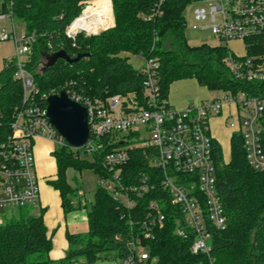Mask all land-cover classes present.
I'll return each instance as SVG.
<instances>
[{"label":"trees","instance_id":"obj_1","mask_svg":"<svg viewBox=\"0 0 264 264\" xmlns=\"http://www.w3.org/2000/svg\"><path fill=\"white\" fill-rule=\"evenodd\" d=\"M84 1L13 0L11 4L8 0H0V15L12 12L14 21L24 26L26 34L36 36L26 58V68L34 75L42 93H60L70 87L91 97L134 93L142 100L145 75L130 62V57L144 56L158 61L165 98H168L172 83L190 78L210 91L264 97V80H240L225 62L232 54L237 59L251 58L256 66L264 64V34L244 39L246 54L239 56L227 45L189 43L184 10L195 0H92L113 2L115 25L97 35L81 31L73 39L67 35V29L82 13ZM62 51L71 58L81 53L90 55L75 62L59 58L54 65L47 66L48 57ZM42 61L45 64L41 67ZM14 71V63L8 64V61L0 70L3 121L0 141L11 133L9 122L14 109L22 103V83L14 78ZM260 123L264 146V113ZM112 141L104 137V146L92 154L74 150L69 145L53 151L57 177L49 183L59 190L65 212L79 207L71 197L76 189L68 181L67 170L71 167L78 172L90 169L99 179L108 177L110 174L103 166L105 155L126 144L124 140L110 143ZM212 141L217 192L227 215L226 228L212 230L214 264H264V171L255 170L249 164L244 138L239 131L231 136L228 160L224 158L220 142L214 137ZM154 154L153 148L132 149L122 179L125 185H131L147 176L151 184L156 183L155 188L142 197H134L136 205L128 209L99 184L88 211V232L84 237L67 234L69 248L61 262L84 258L87 264H95L106 251H114L123 259L127 254V242L135 235L143 236V221L149 217V204L157 200L166 214L165 224L155 228L153 238L143 236L144 245L158 258L157 264H212L206 255L192 253V237L176 234V219L181 213L160 184L162 171L152 164ZM43 212L41 208L35 214L27 206L6 223L0 219V264L53 263L50 258L53 239ZM83 240L84 243L77 247Z\"/></svg>","mask_w":264,"mask_h":264},{"label":"built area","instance_id":"obj_2","mask_svg":"<svg viewBox=\"0 0 264 264\" xmlns=\"http://www.w3.org/2000/svg\"><path fill=\"white\" fill-rule=\"evenodd\" d=\"M8 1L13 3V0ZM192 10L195 20L206 21L201 28H210L220 45L229 47L232 40L264 34V0H195ZM3 20H10L12 30L2 28L0 44L7 40L14 43L16 56L7 61L14 63V78L21 81L23 93L22 103L14 109L9 122L11 133L0 141V219L6 210L13 212L14 208L32 204H37L38 212L41 210L33 149L35 138L45 137L59 146L69 145L74 150L92 154L104 146V137H110L113 139L110 143H114L120 132H127L128 137L122 139L126 144L105 155L103 166L110 175L99 179L100 184L126 208H133L136 205L134 197L144 196L156 183L151 184L147 176H143L137 183L125 185L123 168L130 160L132 149L153 148L152 164L162 171L160 184L181 213L176 219V234L192 237V253L204 254L214 264L212 230L225 229L227 215L217 192L210 119L227 105L237 106L238 131L244 138L248 162L255 170L264 171L260 123L264 97L222 91L219 97L178 109L162 95L158 61L138 56L143 60L139 69L145 75L142 100L134 93L101 98L82 95L70 87L62 90L85 106L89 116L88 141L81 147H73L48 116V98L59 93H42L34 75L26 68V58H22L31 52L35 34L19 32L12 12L1 14L0 21ZM67 35L74 39L77 32L69 29ZM225 62L240 80H264V64L256 66L251 58L237 59L230 54ZM2 122L0 115V125ZM149 208V217L143 221L144 238H153L155 228L164 226L166 221L160 202L151 200ZM143 236L135 235L127 242L123 264L158 263V258L144 245Z\"/></svg>","mask_w":264,"mask_h":264},{"label":"rangeland","instance_id":"obj_3","mask_svg":"<svg viewBox=\"0 0 264 264\" xmlns=\"http://www.w3.org/2000/svg\"><path fill=\"white\" fill-rule=\"evenodd\" d=\"M93 1L92 0L84 1L85 6L83 8V11L76 19H78L86 9L97 6L98 3L102 0L97 1V2H93ZM112 6H113V2H112ZM113 16H114V9H113ZM184 16L188 22V26L186 29V35H187V38L190 44L200 45V44L206 43L211 46H217L220 44L219 39L215 35H213L210 28H201V25L206 24V21L195 20L194 12L192 10V3L188 5L187 8L184 10ZM76 19H74V21ZM15 24L19 32L26 33L25 28L21 23L15 21ZM113 24L115 25V17H114ZM2 28H5L7 31H11L12 25H11L10 20L0 21V32ZM69 28L67 29V31L69 30ZM81 31H84V30H81ZM81 31L79 30L77 34ZM15 56H16V51H15V46H14L13 41L7 40V41L2 42L0 44V70L4 67V64L7 60L12 59ZM22 58L23 59L27 58V54L23 55ZM130 62L138 69L143 66V60H141L140 58L136 56H131ZM44 64L45 62L42 61L41 67L44 66ZM41 67H39V69ZM177 86L178 88L176 87L177 89L173 90V94L177 93V96L182 97L184 100L190 101V103H192L191 101L198 102L200 101L201 98H204L206 95H208V93L202 87L197 86V85L196 87H192L189 84L181 83ZM212 122H213V119H210L211 135L220 142V144L222 145L224 149V158L228 160L230 157V148H229L230 135L233 132V130L228 127V123L226 119L217 120L216 122L217 124L214 126H211ZM128 135L129 134L127 132H120L115 142H119L120 140L128 137ZM145 135L149 136V133H145ZM57 147H59L58 144L54 145V148H57ZM33 149L35 153V145ZM36 163H37V160H36ZM67 178L71 186L76 189L74 195L71 196L74 204H78L79 203L78 199L80 198L81 203L83 205L85 204L87 205L86 209L87 210L90 209L91 204L94 201L96 188L100 184L99 177L94 173V171L90 169L84 170L83 172H78L76 169L71 167L67 170ZM38 180H39V186H40L41 180L39 179V177H38ZM83 205H81V207H83ZM30 207L33 209V212L35 214H38L37 204H34V205L32 204V206ZM19 213H20L19 208H14L13 212L12 210H6L3 213L4 215L1 218V222L6 223V221L9 218H11L13 215L15 216L18 215ZM80 224L78 225L79 229L75 233H78L84 237L86 236L88 232V227L87 225L84 227L83 224L81 225ZM83 243H84V240L81 242V244L77 245V247L82 245ZM51 259L53 260L52 264H87L84 258H77V259H74L72 261L65 262V263L61 262L60 259L58 260L57 258H51ZM95 264H123V259L118 257L116 252L114 251H106L100 254L99 258L95 261Z\"/></svg>","mask_w":264,"mask_h":264},{"label":"crops","instance_id":"obj_4","mask_svg":"<svg viewBox=\"0 0 264 264\" xmlns=\"http://www.w3.org/2000/svg\"><path fill=\"white\" fill-rule=\"evenodd\" d=\"M229 48L239 56L246 54V47L243 40H232L229 43ZM181 83L189 84L192 87H196V85L200 86L208 93V95H206L204 98H201L198 102L191 101L192 103H190V101L184 100L182 97L177 96V93L173 94V90L177 89V85ZM221 94V91H210L206 87L201 86L196 79H182L172 83L168 94V101L175 108L185 109L190 105L200 104L206 100L219 97ZM238 117V107L235 105H227L224 107L221 113L211 118L213 119L211 126L216 125L217 120L226 119L228 127L233 130L230 135L231 140L232 134L238 131L239 128ZM56 144L57 143L55 141L45 137H37L34 141L36 155L35 160H37L36 169L38 177L41 180L39 205L40 208L44 210V220L48 227V233L53 239V249L50 252V257L57 258L59 260L65 256L69 248L67 234H78L75 232L79 229L78 225L80 223L83 224L84 227L86 225L88 227L89 209H86L87 205H83L81 203V199L79 198V203L75 204L79 207L70 212H65L62 206V198L59 190L54 188L49 183L50 180H54L57 177V163L53 155V151L56 149L54 148V145ZM81 205H83V207H81Z\"/></svg>","mask_w":264,"mask_h":264},{"label":"water","instance_id":"obj_5","mask_svg":"<svg viewBox=\"0 0 264 264\" xmlns=\"http://www.w3.org/2000/svg\"><path fill=\"white\" fill-rule=\"evenodd\" d=\"M113 26L114 24L110 27ZM110 27L92 34H100ZM89 55L90 53H81L77 57L71 58L66 52L62 51L50 55L47 66L54 65L59 58L75 62ZM48 116L57 131L73 147H81L88 141L90 136L88 111L81 103L72 100L65 91L53 94L48 98Z\"/></svg>","mask_w":264,"mask_h":264},{"label":"bare ground","instance_id":"obj_6","mask_svg":"<svg viewBox=\"0 0 264 264\" xmlns=\"http://www.w3.org/2000/svg\"><path fill=\"white\" fill-rule=\"evenodd\" d=\"M114 22L113 6L109 2H100L97 6L86 9L70 26V30H84L90 34L110 27Z\"/></svg>","mask_w":264,"mask_h":264}]
</instances>
